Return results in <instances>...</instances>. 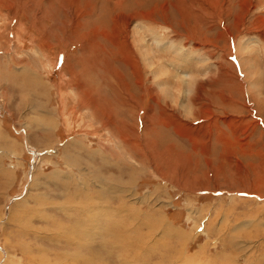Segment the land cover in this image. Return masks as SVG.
<instances>
[{"label": "rangeland", "instance_id": "374dc122", "mask_svg": "<svg viewBox=\"0 0 264 264\" xmlns=\"http://www.w3.org/2000/svg\"><path fill=\"white\" fill-rule=\"evenodd\" d=\"M0 264H264V0H0Z\"/></svg>", "mask_w": 264, "mask_h": 264}]
</instances>
